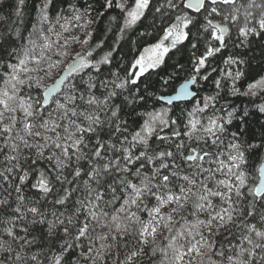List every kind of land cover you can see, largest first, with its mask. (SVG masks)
Wrapping results in <instances>:
<instances>
[{
    "label": "snow or ice",
    "instance_id": "6c2138e0",
    "mask_svg": "<svg viewBox=\"0 0 264 264\" xmlns=\"http://www.w3.org/2000/svg\"><path fill=\"white\" fill-rule=\"evenodd\" d=\"M27 8L0 12V264H264V0Z\"/></svg>",
    "mask_w": 264,
    "mask_h": 264
},
{
    "label": "trees",
    "instance_id": "16d2710c",
    "mask_svg": "<svg viewBox=\"0 0 264 264\" xmlns=\"http://www.w3.org/2000/svg\"><path fill=\"white\" fill-rule=\"evenodd\" d=\"M14 3H15V0H0V12H2L3 14H7V13H9V12L12 10V8H13ZM31 4H32V0H28V8H27V11H28L29 13H32V15H26L25 18L28 19V20H31V19H32V16L35 15V13L32 12ZM78 50H79V49H78V47H77L75 50L70 51L69 56L64 58V61H65L64 64H62L60 67H58V68H56V69L53 70L54 77H55L56 75H58V74L61 72V70L65 67V65L69 62V60H70L72 57L75 56V52L78 51ZM253 54H254L255 56H257V58H259V55H260V53H259V49H257L256 52L253 53ZM257 63H258V60H257V61H254V62H253V65L255 66ZM168 71L170 72V71H172V69L169 68ZM186 79H187V76L184 75L183 73H181V74L177 77V79H175V80L172 82L171 86H170L169 89H168V92H169L170 94H172V93L174 92V89H176V87H177L181 82H183V81L186 80ZM51 82H52V81H49V83H51ZM181 107H183V103H181Z\"/></svg>",
    "mask_w": 264,
    "mask_h": 264
},
{
    "label": "water",
    "instance_id": "95a60500",
    "mask_svg": "<svg viewBox=\"0 0 264 264\" xmlns=\"http://www.w3.org/2000/svg\"><path fill=\"white\" fill-rule=\"evenodd\" d=\"M70 63H72V59H70L69 60V62L65 65V67L61 70V72L59 73V74H63V75H68V73H67V71H66V69H67V67H68V65L70 64ZM185 81V80H184ZM183 81V82H184ZM183 82H181L177 87H176V89H178L179 87H180V85L183 83ZM194 90V89H193ZM172 94H174V92L172 93Z\"/></svg>",
    "mask_w": 264,
    "mask_h": 264
}]
</instances>
